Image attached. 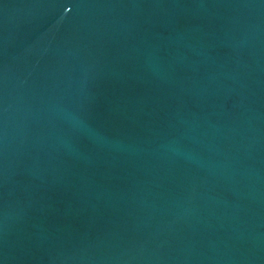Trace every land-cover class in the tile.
I'll return each instance as SVG.
<instances>
[{
  "label": "water",
  "instance_id": "1",
  "mask_svg": "<svg viewBox=\"0 0 264 264\" xmlns=\"http://www.w3.org/2000/svg\"><path fill=\"white\" fill-rule=\"evenodd\" d=\"M0 264H264V0H0Z\"/></svg>",
  "mask_w": 264,
  "mask_h": 264
}]
</instances>
